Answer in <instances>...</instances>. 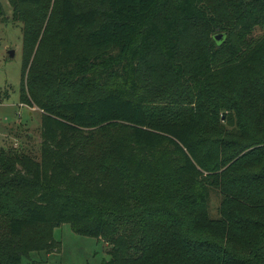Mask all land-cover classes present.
Returning <instances> with one entry per match:
<instances>
[{
    "label": "trees",
    "instance_id": "16d2710c",
    "mask_svg": "<svg viewBox=\"0 0 264 264\" xmlns=\"http://www.w3.org/2000/svg\"><path fill=\"white\" fill-rule=\"evenodd\" d=\"M7 1L41 142L0 149V264L64 222L102 264H264V0H61L50 46Z\"/></svg>",
    "mask_w": 264,
    "mask_h": 264
},
{
    "label": "rangeland",
    "instance_id": "374dc122",
    "mask_svg": "<svg viewBox=\"0 0 264 264\" xmlns=\"http://www.w3.org/2000/svg\"><path fill=\"white\" fill-rule=\"evenodd\" d=\"M61 0L46 1L38 7L17 5V11L25 14L24 20L34 23L38 39L43 37L50 46L53 38L51 31L57 28L58 6ZM81 3L95 4L93 0H79ZM238 1V0H237ZM5 18L0 17V149L12 148L34 157L40 154L41 112L36 106L20 103V78L22 66V21L12 20V8L7 0H0ZM24 10V11H22ZM228 32L217 30L210 34ZM264 28L256 27L245 38L247 41L258 39ZM213 43V42H212ZM14 56L8 59V52ZM84 94H87L85 92ZM162 102L171 103L176 99L173 93L164 92ZM219 196L212 192L209 196V214L218 217ZM28 230V229H27ZM34 233L40 229L34 228ZM56 247L47 254L45 251H32L22 258V264H102L109 259L110 246L102 239L81 235L73 231L69 223H62L53 229Z\"/></svg>",
    "mask_w": 264,
    "mask_h": 264
},
{
    "label": "water",
    "instance_id": "95a60500",
    "mask_svg": "<svg viewBox=\"0 0 264 264\" xmlns=\"http://www.w3.org/2000/svg\"><path fill=\"white\" fill-rule=\"evenodd\" d=\"M225 33H219V34H215L214 36H213V38L215 39V41H217V42H222L223 40H224V38H225ZM14 56V52L12 51V50H10L9 52H8V59H11L12 57Z\"/></svg>",
    "mask_w": 264,
    "mask_h": 264
}]
</instances>
